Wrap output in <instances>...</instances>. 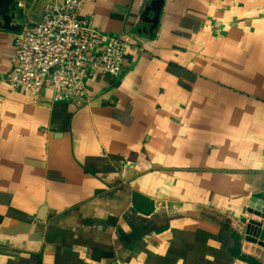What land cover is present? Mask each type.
I'll return each instance as SVG.
<instances>
[{
	"label": "crops",
	"instance_id": "obj_1",
	"mask_svg": "<svg viewBox=\"0 0 264 264\" xmlns=\"http://www.w3.org/2000/svg\"><path fill=\"white\" fill-rule=\"evenodd\" d=\"M82 1L129 40L83 102L12 91L0 30V264H264V0Z\"/></svg>",
	"mask_w": 264,
	"mask_h": 264
},
{
	"label": "built area",
	"instance_id": "obj_2",
	"mask_svg": "<svg viewBox=\"0 0 264 264\" xmlns=\"http://www.w3.org/2000/svg\"><path fill=\"white\" fill-rule=\"evenodd\" d=\"M29 0H17L26 9ZM82 0H64L44 7L38 25L26 24L15 39V57L6 81L12 91L40 101L83 102L88 77L119 78L129 40L93 29L81 17Z\"/></svg>",
	"mask_w": 264,
	"mask_h": 264
},
{
	"label": "water",
	"instance_id": "obj_3",
	"mask_svg": "<svg viewBox=\"0 0 264 264\" xmlns=\"http://www.w3.org/2000/svg\"><path fill=\"white\" fill-rule=\"evenodd\" d=\"M43 0H37L32 13L40 10ZM44 10V8L42 7ZM43 11L41 12V15ZM26 15L23 9H19L16 0H0V30L13 33H20L25 24ZM31 25H38L40 19H29ZM152 204L149 205V210ZM249 209L252 214H249V219H245V223H249L248 231H258L256 237L252 240L264 248V193L255 195L251 199ZM148 212V211H147Z\"/></svg>",
	"mask_w": 264,
	"mask_h": 264
},
{
	"label": "trees",
	"instance_id": "obj_4",
	"mask_svg": "<svg viewBox=\"0 0 264 264\" xmlns=\"http://www.w3.org/2000/svg\"><path fill=\"white\" fill-rule=\"evenodd\" d=\"M150 231H152L151 225L142 226L140 229H137L133 233V235L130 236V239L136 238L135 235H137V234L139 235V236H137L138 238H143Z\"/></svg>",
	"mask_w": 264,
	"mask_h": 264
}]
</instances>
